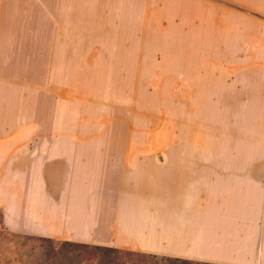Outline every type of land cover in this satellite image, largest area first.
I'll use <instances>...</instances> for the list:
<instances>
[{
    "label": "rangeland",
    "instance_id": "1",
    "mask_svg": "<svg viewBox=\"0 0 264 264\" xmlns=\"http://www.w3.org/2000/svg\"><path fill=\"white\" fill-rule=\"evenodd\" d=\"M31 130L50 157L210 158L264 189V0H0V140ZM0 264L220 263L0 231Z\"/></svg>",
    "mask_w": 264,
    "mask_h": 264
},
{
    "label": "crops",
    "instance_id": "2",
    "mask_svg": "<svg viewBox=\"0 0 264 264\" xmlns=\"http://www.w3.org/2000/svg\"><path fill=\"white\" fill-rule=\"evenodd\" d=\"M33 137L31 130L0 140V158L27 160L26 167H9L24 181L0 187V231L184 260L264 264V189L249 170L226 177L210 158L50 157L49 144L33 146Z\"/></svg>",
    "mask_w": 264,
    "mask_h": 264
}]
</instances>
